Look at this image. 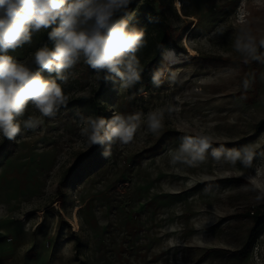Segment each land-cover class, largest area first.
I'll return each instance as SVG.
<instances>
[{"label": "rangeland", "instance_id": "1", "mask_svg": "<svg viewBox=\"0 0 264 264\" xmlns=\"http://www.w3.org/2000/svg\"><path fill=\"white\" fill-rule=\"evenodd\" d=\"M156 6L171 49L186 56L160 54L135 87L109 81L97 100L106 118L165 109L162 126L152 133L142 125L107 157L89 146L81 117L95 114L81 97H95L99 82L83 62L55 117L29 105L23 119L43 123L15 140L0 137V264H264V230L238 254L252 224L246 213L264 202V63H246L233 46L242 28L264 39V0ZM46 36L9 54L29 59ZM185 138H207L202 159L173 162ZM245 147L250 162L230 158Z\"/></svg>", "mask_w": 264, "mask_h": 264}, {"label": "clouds", "instance_id": "2", "mask_svg": "<svg viewBox=\"0 0 264 264\" xmlns=\"http://www.w3.org/2000/svg\"><path fill=\"white\" fill-rule=\"evenodd\" d=\"M131 3L132 0H0V137L15 140L43 123L34 116L23 119L29 105L41 117H55L68 101L63 85L81 62L97 80L118 83L122 89L141 82L143 68L138 53L147 40L145 31L133 23L136 13L129 10ZM42 31L47 33L51 46L46 43L36 48L25 60L9 54L30 45ZM233 46L246 63H264V53L260 52L264 39L257 41L249 30L242 28ZM162 76L161 69L153 73L154 86L161 85ZM249 84L244 80L245 89ZM164 118L162 108L146 114H114L111 118L81 117L80 135L89 146H102L101 155L107 157L112 145H128L142 125L155 133ZM208 147L207 138H185L173 162L202 159ZM212 154L219 158L218 152ZM230 158L248 163L252 150H234Z\"/></svg>", "mask_w": 264, "mask_h": 264}, {"label": "trees", "instance_id": "3", "mask_svg": "<svg viewBox=\"0 0 264 264\" xmlns=\"http://www.w3.org/2000/svg\"><path fill=\"white\" fill-rule=\"evenodd\" d=\"M139 2H143L144 5L141 12L134 18L133 23L137 27L142 28L146 34L147 44L138 53L141 66L143 68V78L149 70V67L152 64L153 60L159 57L160 54H163L165 57H169L171 59L182 58L186 55L182 52L178 53L175 51V53L174 50L171 49L174 46V40L172 39L170 34V25L167 22L163 12L156 6V0H132V3L129 6V10H135ZM46 38L48 39L47 36ZM49 46H51L50 41ZM98 82L99 87L95 97H81V99L89 105V107L93 110L95 116L104 117V105H102L97 100V97L107 90L109 81L105 82L103 80H98ZM260 125L264 126V119L259 121L258 126ZM246 216L251 219L252 224L250 229L248 230L245 242L238 250V254L241 257H245L247 255L258 236L264 230V202L249 210L246 213Z\"/></svg>", "mask_w": 264, "mask_h": 264}]
</instances>
